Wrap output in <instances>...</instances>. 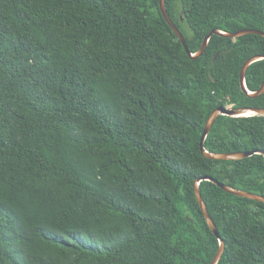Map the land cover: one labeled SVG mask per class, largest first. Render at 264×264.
I'll return each mask as SVG.
<instances>
[{
    "label": "trees",
    "instance_id": "obj_1",
    "mask_svg": "<svg viewBox=\"0 0 264 264\" xmlns=\"http://www.w3.org/2000/svg\"><path fill=\"white\" fill-rule=\"evenodd\" d=\"M165 2L194 54L215 29L264 33V0ZM257 55L264 36H214L193 60L160 0H0V264H211L195 182L264 196V156L200 147L219 107L264 109L241 87ZM205 147L264 151V118L220 116ZM201 192L220 264H264V203Z\"/></svg>",
    "mask_w": 264,
    "mask_h": 264
},
{
    "label": "water",
    "instance_id": "obj_2",
    "mask_svg": "<svg viewBox=\"0 0 264 264\" xmlns=\"http://www.w3.org/2000/svg\"><path fill=\"white\" fill-rule=\"evenodd\" d=\"M160 7H161L162 13H163L167 23L170 25V27L173 29L175 34L178 36V38L182 42L183 46L186 48L188 55H190V57L193 60H197L204 55V53L206 52V50L210 44L211 39L214 36H219L222 38L233 39V40L241 38V37L246 36V35H251V34L264 36L263 32L257 31V30H241V31L233 33V32H225V31H222L219 29H215L209 35H207L205 37L200 51L194 54L189 50L185 36L182 34L180 29L177 27V25L170 18L168 11H167V8H166L165 0H160ZM216 58H217V56H216ZM263 60H264V55L254 56V57H252L246 61V63L244 64V66L241 70V87H242V90L251 99L258 98L264 94V83H263V85L259 91H256V92L250 91L247 87V84H246L247 71L250 68V66H252L254 63H257V62L263 61ZM220 116H227V117H231V118H244V117H246V118L263 117L264 118V109H260V108H234V107L225 108V107L221 106L217 110H215L213 112V114L211 115V117L209 118L208 122L206 123L204 134H203L201 145H200L202 154L205 158H207L209 160H213V161H241V160L253 157L255 155L264 156L263 150H255L252 152L224 153V154L209 152L205 147V143H206V140L209 137L212 129L214 128L216 121L218 120V118ZM203 181L212 182L216 186H218L219 188H221L222 190L227 192L228 194H231V195H234V196H237L240 198H244L247 200H251L254 202L264 203V196L231 187L227 184L220 183L219 181H217L213 178H210V177L199 179L195 182V193H196L197 200L200 204L201 210L205 215L206 221H207L210 229L212 230V232L214 233V235L218 238V240L220 242V249H219L218 253L216 254V256L214 257L211 264H220V262L222 261V258L224 256L225 250H226V244L220 235L218 227L216 226V224L214 223V220L210 216V214L208 212L207 205H206V203L202 197L201 183Z\"/></svg>",
    "mask_w": 264,
    "mask_h": 264
},
{
    "label": "rangeland",
    "instance_id": "obj_3",
    "mask_svg": "<svg viewBox=\"0 0 264 264\" xmlns=\"http://www.w3.org/2000/svg\"><path fill=\"white\" fill-rule=\"evenodd\" d=\"M229 108H231V107H229Z\"/></svg>",
    "mask_w": 264,
    "mask_h": 264
}]
</instances>
